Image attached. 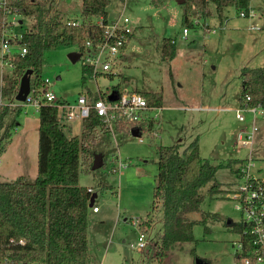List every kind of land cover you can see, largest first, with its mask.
I'll return each mask as SVG.
<instances>
[{
	"label": "rangeland",
	"instance_id": "obj_1",
	"mask_svg": "<svg viewBox=\"0 0 264 264\" xmlns=\"http://www.w3.org/2000/svg\"><path fill=\"white\" fill-rule=\"evenodd\" d=\"M82 3L83 0H55L50 4V14H59L67 21H81ZM250 4L260 17L240 16L234 6L225 8L219 16L210 4V16L199 19L190 16L195 26L189 27L184 37L185 7L177 0H111L108 19L112 21L125 14L134 28L125 56L113 65L116 75L112 78L99 71L97 78L88 77L83 83L86 54L73 62L69 53L78 50L75 45L45 50L42 80L48 78L50 90L75 109L79 96L88 89L92 96H100L102 91L108 95L121 82L122 91L163 93L162 107L147 111L139 123V136L125 123H120L113 132L104 123V128H94L89 134L93 139L90 156H103V165L95 170L87 171L82 163L79 175V185L97 194L94 205L99 208L94 211V206H90L88 214L91 264H156L154 249L162 230L160 206L153 208L159 148L177 142L187 146L197 137L201 155L223 165L215 176L223 191L212 196L209 191L212 181L208 182L202 188L201 211L190 214L196 219L202 218V212L218 214L217 219L210 217L205 223L210 228L208 233L203 223L195 225L197 254L210 264H235L239 234L229 220L238 222L241 216L230 194L241 180L228 163L251 158L255 163L252 173L264 177V114L254 118L252 112H243L244 121L236 116L242 69L264 66V0H250ZM10 17L22 20V25H12L17 35L32 23L19 13ZM91 21L96 23L99 19L93 17ZM256 23L261 28L251 29ZM164 38L176 40V55L172 59L162 58ZM18 51L13 45L12 52ZM11 71L12 67L0 65V106L11 107L2 132L6 135L12 131L0 155V180L25 177L34 181L38 173L39 111L32 104L20 105L15 97L9 100L2 97L3 74ZM32 83L36 84L33 78L31 86ZM59 109L68 135L83 139V118L70 119L68 109ZM156 112L158 117L154 116ZM253 123L258 127L253 144L244 146L238 140V132L249 129ZM120 162L127 163L126 167H121ZM141 232L148 239L145 252L131 246ZM194 260L186 252L173 264H192Z\"/></svg>",
	"mask_w": 264,
	"mask_h": 264
},
{
	"label": "trees",
	"instance_id": "obj_2",
	"mask_svg": "<svg viewBox=\"0 0 264 264\" xmlns=\"http://www.w3.org/2000/svg\"><path fill=\"white\" fill-rule=\"evenodd\" d=\"M7 1V9L0 8V36L8 23L6 17L10 14V9L17 11L22 17L30 18L32 23L17 40L27 48V52H16L11 58V73L3 74V98L9 100L16 97L21 78L28 69L33 70L31 78L36 82L31 86V89H35L34 96H40V89L44 86L41 74L45 50L56 49L61 45H75L78 51L84 53L87 42L92 45L104 42L105 31L102 24L109 21L108 6L111 0H83L84 18L81 21H67L59 14L51 15L50 4L55 0ZM182 4L185 7L184 23L191 28L195 25L190 21V16L193 14L196 19L210 16V4L221 16L225 8L230 6L236 7L238 11L248 10L250 0H185ZM93 17H97L99 21L93 23ZM7 26L12 28V25ZM128 43L129 41L123 45V51ZM161 55L163 59L175 57V39H163ZM94 73V67L84 63L83 83L88 77L92 78ZM99 73L96 72V77ZM104 73L103 75L111 78L116 75L112 70ZM241 75L240 105L260 106L264 109V66L245 67ZM121 83L115 88L117 92L122 91ZM139 92L145 96L149 105L162 107V91ZM105 96H92L90 93L89 98ZM59 104H64V101L51 104L43 100L38 108L40 124L36 179L29 181L21 177L12 181L0 180L1 262L7 258L12 264H91L87 229L93 192L88 187L79 185V175L82 163L87 171L92 170L94 158L90 153L93 139L89 134L94 128H104V122L92 110L82 120L83 139L78 135L70 136L59 117ZM10 110V106H0V155L12 136V131L6 135L2 132ZM243 162V159H239L228 164L240 175ZM157 166L153 208L160 206L162 230L154 249L155 263L173 264L181 253L189 252L195 258L192 264H196L199 240L194 234V227L203 223L205 232H210L205 223L210 217L217 219L218 214L202 212L201 219L191 218L190 214L201 211L204 202L202 188L208 182L212 181L209 188L212 196L223 191L221 183L215 180L217 170L223 165L214 164L201 155L197 137L187 146L183 142L162 145L159 148ZM230 225L237 233L243 228L239 222L232 221ZM203 260L210 264L209 260Z\"/></svg>",
	"mask_w": 264,
	"mask_h": 264
},
{
	"label": "built area",
	"instance_id": "obj_3",
	"mask_svg": "<svg viewBox=\"0 0 264 264\" xmlns=\"http://www.w3.org/2000/svg\"><path fill=\"white\" fill-rule=\"evenodd\" d=\"M7 4V0H0V8L4 7L7 9ZM8 12H10L6 17L8 23L0 36V65L2 67L6 65L12 67L11 58L15 54V52H12L13 45L18 47V52L22 54L27 52V48L17 42L21 35H17L13 28H8L7 26L20 24L19 19H12L10 17L12 14H16L17 11L10 9ZM239 15L249 18L259 17L258 12L251 4L248 10L241 9ZM73 23L76 24V22ZM102 26L105 31L104 42L97 45H92L90 42H87V50L82 53V56L86 54L85 63L94 67L95 73L93 78H96V72L98 71L109 72L112 70L113 65L117 62L116 60L124 53L122 50L123 45L129 41L134 31L130 17L125 14H121L115 20H109L106 24H102ZM250 28L260 29L261 26L259 23H256L255 25H251ZM188 33L189 27H185L183 29V36L187 37ZM49 82L48 78L44 79V86L40 89L41 94L39 97H35V90L31 89L26 100L19 103L32 104L37 109L43 100L51 104H56L59 99L48 87ZM111 93L109 92V94ZM117 94L118 98L111 101L108 99V95L99 97L98 99H90L87 94L82 93L78 98L76 109L70 107L65 102L64 104H59V107L63 110L65 108L68 109L66 114L70 119L75 116L81 118L87 117L92 110H95L104 121L106 129L112 132L118 128L120 123H125L127 128L133 126L138 127L147 111L160 108L149 105L145 96L136 90L121 91L117 92ZM246 111L252 112L254 118L258 114H264V109L260 106L240 105V108L236 112L237 118L244 121L245 115L243 112ZM158 115V112H156L154 116L158 117ZM257 130L258 127L253 123L249 129L238 132V140L244 146L252 145ZM126 165V163L120 162L121 167H126ZM254 166L255 163L251 158L243 162L240 167L241 174H237L241 182L238 188L230 194L236 202V208L240 211L241 218L238 222L243 227L241 232L238 233L239 239L234 255L235 264H264V177H258L252 173L251 170ZM89 190L92 191L90 188ZM93 210L97 211L98 207L94 206ZM147 245L148 239L143 232L139 234L135 242L131 243L132 247L140 251H143ZM0 264L12 263L9 259L5 258L3 262L0 261Z\"/></svg>",
	"mask_w": 264,
	"mask_h": 264
},
{
	"label": "water",
	"instance_id": "obj_4",
	"mask_svg": "<svg viewBox=\"0 0 264 264\" xmlns=\"http://www.w3.org/2000/svg\"><path fill=\"white\" fill-rule=\"evenodd\" d=\"M179 3H183L184 0H177ZM20 24L22 23V20L19 21ZM82 57V52L75 50L71 53H69V58L73 62H77L81 59ZM33 73L32 69H28L24 75L21 78L19 89L17 92V95L15 99L20 102H24L28 96V94L31 91V74ZM118 98V94L116 90H113L111 94L108 95V99L113 101ZM132 133L135 136L140 135V128L139 127H132ZM103 165V156L101 154H95L94 156V161L92 165V170H95ZM97 194L93 193L91 198H90V206H94L95 198ZM229 224H231V220H229ZM22 264H27V263H22ZM196 264H208L206 261H204L202 258L197 257L196 258Z\"/></svg>",
	"mask_w": 264,
	"mask_h": 264
},
{
	"label": "crops",
	"instance_id": "obj_5",
	"mask_svg": "<svg viewBox=\"0 0 264 264\" xmlns=\"http://www.w3.org/2000/svg\"><path fill=\"white\" fill-rule=\"evenodd\" d=\"M251 5H252V4H251ZM258 14H259V17H260L261 14H260V13H258ZM250 27H251V26H250ZM251 29H252V28H251ZM124 53H125V51H124ZM124 53H123V56H122V57L125 56ZM96 78H97V77H96ZM98 92H101V91H98ZM90 93H91V90L88 89V90L86 91V94L88 95V97L90 96ZM102 94H104L103 91H102ZM106 95H107V94H106ZM218 108H220V107H218ZM0 157H1V156H0ZM126 164H127V163H126ZM98 209H99V208H98ZM97 211H99V210H97ZM143 252H145V249L143 250ZM143 252H142V253H143Z\"/></svg>",
	"mask_w": 264,
	"mask_h": 264
},
{
	"label": "flooded vegetation",
	"instance_id": "obj_6",
	"mask_svg": "<svg viewBox=\"0 0 264 264\" xmlns=\"http://www.w3.org/2000/svg\"><path fill=\"white\" fill-rule=\"evenodd\" d=\"M232 222V221H231Z\"/></svg>",
	"mask_w": 264,
	"mask_h": 264
}]
</instances>
